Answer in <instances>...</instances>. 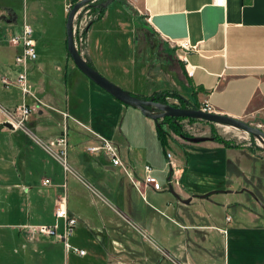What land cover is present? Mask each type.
<instances>
[{
  "label": "crops",
  "instance_id": "0c3cea01",
  "mask_svg": "<svg viewBox=\"0 0 264 264\" xmlns=\"http://www.w3.org/2000/svg\"><path fill=\"white\" fill-rule=\"evenodd\" d=\"M69 2L72 0H30V6L43 15L58 7L67 14L65 4ZM20 3L0 0V107L4 110L22 101V94L18 98L15 95L21 92L17 86L6 87L1 81L3 76L13 81L18 70L14 58L20 47L9 43L10 36L20 32L24 23L30 24L25 14L18 21L16 8ZM112 8L113 29H109ZM99 23L109 28L103 29ZM85 33L86 57L80 55L93 68L112 74L114 65L129 75L134 80L130 85L118 78L119 85L130 93L143 98L155 92H173L188 106L206 103L213 112L261 124L264 130V0H225L222 7L215 6L213 0H112L100 17L87 24ZM152 40L162 47L159 55L156 47L151 48ZM102 50L112 53L109 61H101ZM29 67L32 90L51 107L42 106L33 112L24 129H0V264H208L207 258L215 262L211 253L214 230L210 226L217 225L213 216L206 214L203 218L202 214L189 212L195 197L189 204L177 199L168 201L167 208L175 211L171 217L152 208L147 196L159 192L148 190L143 210L135 201L142 199L141 195L109 157L84 151L89 134L72 120L67 150L71 172H64L61 162L41 146L61 133L60 111L67 112L112 139L122 159L140 172L147 163L139 151L140 134L135 132L129 139L121 117L130 116L129 120L140 110L93 90L75 73L77 68L68 53L59 77L52 76L43 61L36 60ZM82 84L89 89V103L79 91ZM113 113H119L117 122L121 121L109 127L108 135L102 131L104 128L94 129V115H105L110 121ZM86 114L89 119L83 121ZM3 118L0 111V120ZM117 172L118 178H113L111 174ZM184 175L178 170L167 183H174L181 198H189L192 194L180 186L179 179ZM47 178L49 183L43 185ZM63 194L69 214L77 220L69 241L84 249L85 255L66 250L58 237L36 234L31 229L55 223L56 200ZM154 212L164 219L154 216ZM116 215L122 216L126 225ZM58 225L61 232L62 220ZM183 225L187 228L182 229Z\"/></svg>",
  "mask_w": 264,
  "mask_h": 264
},
{
  "label": "rangeland",
  "instance_id": "374dc122",
  "mask_svg": "<svg viewBox=\"0 0 264 264\" xmlns=\"http://www.w3.org/2000/svg\"><path fill=\"white\" fill-rule=\"evenodd\" d=\"M102 1L105 0H94L88 4L89 6H92L91 12L93 16L95 14H97V17L99 16L100 9L97 6L102 4ZM20 2L21 3L16 8L18 21L20 22L25 14L28 22L34 30L33 36L39 44L37 48L38 50L36 49L38 52L37 60L47 63L48 69H51L52 76L59 77L61 75V70L65 69L67 62L65 33L67 14L63 13L58 7L55 10L51 8L50 14L43 15L32 10L30 0H20ZM113 10V8L110 9V28L108 26L106 27L105 24L99 23L103 29H113V26L111 25L114 14ZM78 22L79 17L76 16L74 24L77 25ZM110 44L111 43H109V46ZM84 46H87L86 42ZM154 47H156L157 55L162 53V47L159 42L156 44L152 40L151 48L153 49ZM124 51L126 52V48ZM102 53L104 54L103 58L100 57L103 59L101 60L102 62L106 58H108V61L111 59V52L106 53L102 50ZM83 55L86 57V52H84ZM69 59L71 60L70 57ZM57 67H59V69H57ZM94 69L118 86H120L119 78L121 77L123 78L122 80L125 85H130L134 81L129 75L127 76L126 74L121 73L120 69L116 68L114 65H112L111 68L112 74L104 72L103 68L97 66H95ZM75 73L82 76L81 79L87 82L86 84L93 86V90L96 89L104 92V94H108L90 81L79 70L75 69ZM120 87L123 88L122 86ZM79 91L85 98V102L89 103L90 94L88 87H86L85 84H82ZM132 94L137 96L135 92H132ZM15 95L18 98L20 97L21 92H17ZM168 101L170 100L166 99L165 104L180 107L179 100H176V103ZM184 105L190 108L187 104ZM138 113L139 114L136 117L129 120L128 118H130V116H121L123 119L122 121L125 122V128L128 132L129 139L135 132L140 134L138 137L140 143L139 146H141L139 151L141 152V157L149 163L143 164L140 168V172L132 169L141 177L142 175L144 176V165H153L154 168H157L155 171L150 165L155 171L154 175L164 188L168 184L167 179H170V175L173 177V173L178 170H183L185 172L183 177H179L180 186L183 191L192 194L189 198L192 199V197H195L196 200L193 205L188 206L189 212H193V214L197 216L202 214L203 218H206V214L210 217L213 216L211 219H214L213 221H215L217 225L210 226L212 230H214V233H211V245L213 244V250L211 253H214L215 255V262H212V260L207 258V263L264 264V230H261L264 229V206L258 204L255 198L246 191H241L243 188L251 190L256 197L258 196L263 200L262 204L264 205V142L242 129L213 123L215 131L220 136L230 140V142L234 144L231 148H225L222 144L207 139L211 134V124L201 120L189 121L188 119H185L182 120L184 130L187 131L191 137L203 139L197 142L183 139L172 133L167 125H164L165 130L168 132V146L164 155L163 148L157 137L156 123L147 116L143 117L141 112ZM99 115L101 114H96L92 117V125L94 126V129L97 130L104 128L102 131L106 135H108L107 131H109L111 125L118 124V122L121 121L118 120L117 122L119 113L117 115L113 113V117L110 121L107 120L105 115H102L103 122L101 121L102 116ZM82 118L84 121L85 119H89V116L86 114ZM87 138L88 139L85 143L89 142V137ZM167 152H170L174 158V161L172 159L173 167L169 165L170 163L166 156ZM118 174L119 172L114 175L111 174V176L113 178H118ZM175 183L177 187L176 180ZM172 185L175 189L174 183ZM148 190L151 189H147V191ZM212 190L224 191L209 194L206 197L200 196ZM140 198H142V196ZM138 200L141 203L135 199L138 205L141 204L139 207L142 208V202H144V199L142 198ZM147 201L155 211L162 210L167 216H174L175 211L169 207L167 208V202H175L176 198L171 194L168 188L156 194L149 193ZM197 203H199V205ZM117 206L121 212L129 215L127 211L125 212L123 206ZM143 210H146V208ZM148 211L152 210L148 209ZM154 216L163 218L155 212ZM116 217L120 218L121 222L126 225V221L122 216L116 215ZM198 221L202 223L200 218H198ZM134 223L138 225L136 222ZM179 226L181 227L180 224ZM129 228L131 229V227ZM185 228H187V226L183 225L182 229ZM221 228H225L226 233L223 234L219 231ZM132 232L137 235L134 230H132ZM149 232L151 231L149 230ZM151 239L155 241L156 236L152 235ZM155 244L157 245L158 243ZM153 250V254L156 255L154 248Z\"/></svg>",
  "mask_w": 264,
  "mask_h": 264
},
{
  "label": "built area",
  "instance_id": "2783aa9c",
  "mask_svg": "<svg viewBox=\"0 0 264 264\" xmlns=\"http://www.w3.org/2000/svg\"><path fill=\"white\" fill-rule=\"evenodd\" d=\"M74 2L75 1L72 0V3L69 2L65 4L66 12L70 10ZM213 4L215 6L222 7L225 4V0H213ZM91 10L92 6L86 4L79 9L73 18L74 45L81 55L84 54V45L85 42H87L85 28L90 21L97 17V14L94 16L92 15ZM76 16L79 17V22L77 25L74 24ZM9 43L12 46L20 47V51L15 55L14 58V63L18 70L13 81L11 78L6 76H3L1 81L6 87L10 84L17 86L22 93V101L14 108L9 110H4L0 107V111L4 114V118L0 120V129H10L5 125V123L10 124L11 128L13 129H24L26 121L33 112L38 111V109L42 106L49 108L51 106H48L39 96L36 95V93L32 90L28 80L29 64L37 58L35 41L32 38L31 26L28 23H24L21 32L10 36ZM189 75H192V73H189ZM200 109L205 112H213L211 107L206 103L201 106ZM60 113L62 115V121L60 124L62 127V132L59 135L50 138L46 143L41 144V146L52 157L58 159L61 162L64 172H71V168L67 162V150L69 120H72L89 134V142L84 144V151L90 155L103 153L108 156L111 164L114 167L120 169V171L127 177L129 182L138 191L143 199H146L147 189L160 192L168 188V184L165 188L161 186L159 180L154 175V170L150 165H144V176L142 175L143 177H140L132 169V167L122 159L119 146L112 139L106 138L93 131L84 123L74 119L67 112L60 111ZM166 156L170 163L169 165L173 167L172 154L167 152ZM49 181L50 180L47 178L44 179L42 183L43 185H46L49 183ZM66 203V194L59 196L56 200V206L54 210V216L56 219L55 223L51 225L38 224L31 226V229L36 234L58 237L63 241L66 250L74 251L79 255H85L86 251L84 249L74 246L69 242V237L73 233L77 220L75 217L69 214ZM60 220L63 222V228L61 232L58 231V224ZM140 233L143 237L148 238V235L145 232L140 231Z\"/></svg>",
  "mask_w": 264,
  "mask_h": 264
},
{
  "label": "water",
  "instance_id": "95a60500",
  "mask_svg": "<svg viewBox=\"0 0 264 264\" xmlns=\"http://www.w3.org/2000/svg\"><path fill=\"white\" fill-rule=\"evenodd\" d=\"M90 0H79L78 2H75L73 6L71 7V10L66 16V24H65V33H66V49L67 53L69 54L70 58L72 59L75 67L84 74L90 81L95 83L97 86H99L101 89H103L105 92H107L109 95H111L114 99L117 101L137 108L140 110V112L154 120V122L158 121L159 119H162L166 116L171 117H182V118H193L197 120H202L210 123H218L222 125H228L232 127H236L238 129H242L246 131L247 133L253 135L254 137L258 138L260 141L264 142V130L260 129L259 127L255 125H251L250 123L234 118L228 115L219 114L216 112H205L201 109H195V108H188V107H176L171 104H165L155 101L153 98L150 99H144L140 98L138 96L133 95L129 91L121 88L120 86L112 83L109 81L106 77H104L101 73H99L96 69H94L92 66H90L79 54L77 49L75 48L73 37H72V22L75 15V12L78 10V8L83 5L84 3L88 2ZM112 0H107L104 6L108 5ZM5 125L8 128H11L10 124L5 123ZM203 139V138H201ZM200 138L191 137L186 140L197 142L201 140ZM210 139L211 138H207ZM169 180V178H168ZM169 191L171 194L175 196L179 202L182 204H189L191 198H181L174 190L173 185L171 183L168 184ZM224 190H212L206 194L200 195L201 197H206L209 194H213L216 192H223ZM241 191H246L249 193L258 204L264 206L262 202L256 197L254 192L247 188H243ZM227 192V191H225ZM232 192V191H228Z\"/></svg>",
  "mask_w": 264,
  "mask_h": 264
},
{
  "label": "trees",
  "instance_id": "16d2710c",
  "mask_svg": "<svg viewBox=\"0 0 264 264\" xmlns=\"http://www.w3.org/2000/svg\"><path fill=\"white\" fill-rule=\"evenodd\" d=\"M106 1L107 0L101 2L102 6L99 5V9H100L99 17L102 15V13L105 10L104 4L106 3ZM75 2H77V1H75ZM87 63L90 66H92L88 61H87ZM167 97L177 98L180 102L179 106L180 107H186V105H184L185 104L184 99L181 96H179L178 94L173 93V92H155V93L151 94L150 96H146L143 98L144 99L153 98L157 102L166 103ZM190 108L199 109L200 106H198L197 104H194V105L190 106ZM185 119H188L189 121H198L197 119H193V118H182V117L175 118V117H171V116H166V117L159 119L158 121L155 122L156 123V130H157V137H158V140H159V142L163 148L164 155H165L166 148L168 146L167 145L168 144V132H167V130H165L164 125H167L168 129L172 133H174L175 135H178L179 137H181L183 139H189V138H191V135L187 131L184 130L183 125H182V120H185ZM207 123L211 124V127H210V131H211L210 138H211V140L222 144L223 147H225V148L233 147L234 144H232L230 142V140L225 139L224 137L220 136L215 131V129L213 127V123H210V122H207ZM186 160H187V158H186ZM259 199L263 203V200L261 198H259Z\"/></svg>",
  "mask_w": 264,
  "mask_h": 264
},
{
  "label": "bare ground",
  "instance_id": "6f19581e",
  "mask_svg": "<svg viewBox=\"0 0 264 264\" xmlns=\"http://www.w3.org/2000/svg\"><path fill=\"white\" fill-rule=\"evenodd\" d=\"M92 1H94V0H90V1H88V2H86V3H84L83 5H81L79 8H78V10L75 12V14L79 11V9L81 8V7H83L84 5H86V4H89L90 2H92ZM72 3V2H71ZM70 10H71V8H70ZM69 10V11H70ZM69 11L68 12H66L67 14L69 13ZM30 25V24H29ZM31 26V25H30ZM23 27V26H22ZM32 28V27H31ZM21 30H22V28H21ZM21 32V31H20ZM19 33V32H18ZM72 37H73V22H72ZM32 38H33V40L35 41V39H34V37H33V29H32ZM73 41H74V37H73ZM35 49H36V41H35ZM36 53H37V50H36ZM80 54V53H79ZM69 55V54H68ZM81 56V55H80ZM70 57V56H69ZM82 57V56H81ZM37 58H38V53H37ZM37 58L33 61V62H35L36 60H37ZM83 58V57H82ZM72 60V59H71ZM85 60V59H84ZM30 63H32V62H30ZM29 69H30V67H29ZM95 84V83H94ZM11 85V84H10ZM10 85H8V86H10ZM7 86V87H8ZM22 94V93H21ZM123 104V103H122ZM125 105V104H124ZM128 106V105H127ZM200 109V108H199ZM32 115V114H31ZM30 115V116H31ZM214 124H218V123H214ZM252 125V124H251ZM255 126H257V127H259L260 129H262V126L263 125H261V124H258V125H255ZM263 130V129H262ZM66 206H67V203H66ZM72 216V215H71ZM58 231H59V225H58ZM60 232V231H59ZM222 232H224V230H222ZM225 232H226V230H225ZM224 232V233H225ZM73 234V233H72ZM71 234V235H72ZM70 238V237H69ZM70 242V241H69Z\"/></svg>",
  "mask_w": 264,
  "mask_h": 264
},
{
  "label": "flooded vegetation",
  "instance_id": "af4514ba",
  "mask_svg": "<svg viewBox=\"0 0 264 264\" xmlns=\"http://www.w3.org/2000/svg\"><path fill=\"white\" fill-rule=\"evenodd\" d=\"M98 8H99V6H98Z\"/></svg>",
  "mask_w": 264,
  "mask_h": 264
}]
</instances>
